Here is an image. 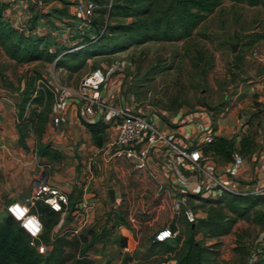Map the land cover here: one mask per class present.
Here are the masks:
<instances>
[{"label":"rangeland","instance_id":"374dc122","mask_svg":"<svg viewBox=\"0 0 264 264\" xmlns=\"http://www.w3.org/2000/svg\"><path fill=\"white\" fill-rule=\"evenodd\" d=\"M93 1L102 9L109 8L112 2ZM32 11L33 15L44 16L36 5ZM29 19L22 14L17 25L23 27L25 24L26 28H30ZM55 20H41V23L37 20V23L55 29L61 23L57 20L55 24ZM66 24L70 27L71 21ZM64 37H67V41L56 40L65 49L77 42L71 29ZM233 45L237 47L236 52L233 51ZM254 50H264V6L221 0L216 10L187 40L149 41L111 54L96 52L88 55L85 65L78 72L64 68L57 70L55 62L49 61L19 63L11 59L0 46V71L4 81L16 87L25 82L27 71L38 67L49 77L54 87L61 85L74 89L89 71L105 68L120 59L125 60V78L121 93L116 95V102L124 99L133 106L150 107L157 114L206 112L217 128L220 127L221 135L238 142L244 136L253 139L255 148L252 154H255L264 148V60L255 59L252 56ZM237 71L242 81L238 80ZM207 104L216 109L210 110ZM252 154L242 153L246 159ZM92 170L98 181H105L107 189L115 190L114 200L110 199L108 191L104 194V208L110 214L115 213V223L129 228L133 223L131 218H134L147 226L148 223H159L157 226L160 227L171 219L173 198L165 191L159 192L156 180L136 170L128 160H98ZM86 173L85 178L88 179L86 175L89 173ZM198 191L201 192V189L198 188ZM111 201L117 202L116 207ZM203 203L198 197L186 195L184 207L190 208L198 220L206 216L211 206L210 203L203 206ZM57 223V219L53 220L50 227ZM189 224L181 216L178 223L181 234L187 233ZM112 229L104 232L105 237L96 232L97 240L91 241L94 244L90 252L93 256H105L106 261L116 262L122 256L121 239L124 237ZM237 245L249 247L251 259L255 253L264 254V226L245 218L238 220L232 232L221 238V257L226 260L242 259V254L236 250Z\"/></svg>","mask_w":264,"mask_h":264},{"label":"trees","instance_id":"16d2710c","mask_svg":"<svg viewBox=\"0 0 264 264\" xmlns=\"http://www.w3.org/2000/svg\"><path fill=\"white\" fill-rule=\"evenodd\" d=\"M61 1L64 2V7L55 9L50 15L69 17L67 5L70 2ZM96 1L100 3V0ZM232 1L264 6V0ZM220 4L221 0H112L107 9L96 7L89 27L75 26L74 37L77 42L65 49L51 34L38 35L33 32L40 17L38 14L29 19L30 28H26L25 24L23 27L14 26L6 15L9 3L0 0V46L11 59L19 63L49 61L55 62L57 70L64 68L70 72H78L85 65L88 55L96 52L111 54L149 41L187 40ZM0 80H3L1 71ZM8 86L13 88L12 85ZM22 94L20 108L23 109L29 102L34 107L26 123H20V141L24 140L29 130L39 136L43 134L57 101L49 77L38 67L27 71ZM89 126L95 142L102 146L108 125L100 120L89 123ZM217 129L213 122L211 135L201 145L204 154L214 161L224 165L232 161V154L236 151L241 154L254 152L253 139L244 136L238 142L234 138L218 135ZM41 152L49 153L48 145ZM54 154L58 155L57 152ZM189 196L203 200V206L207 203L211 206L206 216L195 223L189 222L187 233L178 234L173 240L174 245L168 246L169 250H174L179 243L184 244L185 253L177 264H264V254L255 253L251 259V250L246 245H237L236 248L242 254V259H223L220 249L221 238L232 232L238 220L245 218L264 226V193L243 195L226 191L214 198L203 197L200 193H190ZM37 212L44 222V230L47 229L44 240L49 243L48 252L38 254L17 221L4 214L0 218V264H97L87 255L97 239L88 243L83 235L63 234L50 242V224L53 220H58L60 214L45 204H38ZM44 215L46 219L43 218ZM172 229L176 230L175 224ZM123 242L126 243L125 240Z\"/></svg>","mask_w":264,"mask_h":264},{"label":"crops","instance_id":"0c3cea01","mask_svg":"<svg viewBox=\"0 0 264 264\" xmlns=\"http://www.w3.org/2000/svg\"><path fill=\"white\" fill-rule=\"evenodd\" d=\"M4 1L9 3L6 15L13 22H16L13 23L16 27H19L17 22L19 18H22V14L28 18L33 16L32 7L34 5L40 13L44 14L38 18V23H41V20L51 22V19H57L61 22L58 25L60 27H55V29H48L46 26L37 23L33 32L38 35L51 34L52 37L63 41L64 34L68 33L69 29L74 32L75 26L79 25L73 15L74 4L77 2L75 0H68L70 4L67 5V10L70 16L60 18L50 14L55 9L64 7L65 4L61 0H42L44 4L41 7L39 6L40 0ZM57 20H55V24H57ZM69 20L71 21L69 24L71 28L66 24ZM57 31L60 32L55 34ZM26 79L27 73L25 82L16 87L5 82L4 79L0 80V218L5 214L4 208L7 203L23 201L31 195L36 182L47 181L66 192L70 201L68 212L60 214L58 223L49 229L50 242L59 235L73 236V230L81 224L85 215L84 212H90V222L82 228L79 235H85L89 239L88 242H91L98 235L96 232L105 237L108 229L117 230L116 234L124 237L121 241L125 240L126 243H121L122 256L116 261V264H177L180 257L185 253L184 244L179 243L174 250H169L168 246L174 245V238L159 242L155 241V235L161 229L172 227L174 224L180 234V226L178 225L180 215H176L173 211L168 223L160 227L157 226L159 223H148L147 226L144 222L135 221L134 218H131L133 223L128 228L123 224L115 223V213L110 214L104 208V194L110 188L107 189L104 186L105 181H98V178L94 177L92 167L96 166L98 160L105 162L108 160L106 155L100 151L101 146L95 142L89 122L75 98L57 100L50 114V122L43 134L39 136L34 131L29 130L24 140L20 141V123H26L25 121L30 117L31 109L34 107L29 102L23 109L20 108ZM8 85H12L13 88ZM52 86L54 87V85ZM195 113L204 115V119L208 117V121L213 122L208 113ZM148 115L162 131L171 136L191 137L198 133L197 121H186L180 114L176 117V114H168V112H164V114L148 112ZM56 117L61 118L58 124L54 122ZM109 128L108 126L106 129L104 142L109 136ZM217 134L221 135L220 127L217 129ZM46 145H48L49 153L42 154L41 151ZM55 152L58 153L57 156H54ZM246 162L250 167L255 164L257 172L261 174L260 181L257 180L258 184L263 186L264 148L256 151L252 157L246 159ZM86 172L89 173L86 175L88 179L85 178ZM156 182L158 183V191H165L173 198V204L177 199L182 198V193L175 190L173 184H166L161 190V184L157 180ZM86 199L91 202V208H82ZM112 203L116 207L117 202L113 201ZM40 205L43 206L44 204L40 203ZM43 218L46 219V216L44 215ZM87 229L89 231L85 234L84 231ZM46 231L45 228L44 234ZM87 255L97 264L107 259L105 256H93L90 249Z\"/></svg>","mask_w":264,"mask_h":264},{"label":"built area","instance_id":"2783aa9c","mask_svg":"<svg viewBox=\"0 0 264 264\" xmlns=\"http://www.w3.org/2000/svg\"><path fill=\"white\" fill-rule=\"evenodd\" d=\"M43 4L40 0L39 6ZM96 7L93 0L75 2L73 15L79 22L78 27L90 26ZM63 40L67 41V37ZM252 56L264 60V50H254ZM125 66L126 61L120 59L105 68L89 71L74 89L61 85L54 87L57 100L75 98L89 123L103 119L110 127L107 141L100 147L108 161L128 160L136 170L156 179L162 186L161 190L166 184H173L175 190L182 193V198L173 204V210L190 223L196 221L194 212L184 207L186 195L190 193H200L203 197H216L217 193L226 191L243 195L264 193V185H259L257 181H260L261 174L257 172L255 164L252 167L247 164L241 153L234 152L232 161L224 165L204 154L201 145L211 135L213 125L208 117L204 119V115L195 112L187 115L181 113L180 116L186 121H197L198 133L191 137L171 136L149 118L148 112L155 113L154 109L133 106L124 99L116 102V95L122 91ZM60 121V117L54 119L55 124ZM198 188L201 192H197ZM40 203L59 214L67 213L70 207L66 192L47 181H38L29 197L7 203L4 211L29 236V243L38 254L44 255L49 250V243L44 240V222L37 212ZM91 207V202L86 199L82 208ZM84 214L73 235H79L90 222V212ZM178 234L177 230L165 227L156 233L155 241L164 242ZM98 264L116 262L101 261Z\"/></svg>","mask_w":264,"mask_h":264},{"label":"water","instance_id":"95a60500","mask_svg":"<svg viewBox=\"0 0 264 264\" xmlns=\"http://www.w3.org/2000/svg\"><path fill=\"white\" fill-rule=\"evenodd\" d=\"M233 51H234V52L237 51V47H236V45H233ZM236 75H237L239 81H242V80H243V78L240 76V73H239L238 71L236 72ZM207 107H208L210 110L216 109L215 106H210V105H208V104H207ZM108 194H109V197H110L111 200H114V199H115V190H114L113 188H110V189L108 190Z\"/></svg>","mask_w":264,"mask_h":264}]
</instances>
